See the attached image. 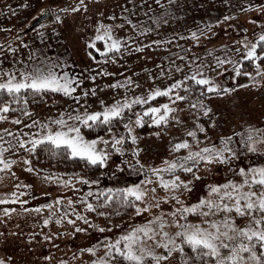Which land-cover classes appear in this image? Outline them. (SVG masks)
Returning a JSON list of instances; mask_svg holds the SVG:
<instances>
[{
    "label": "rangeland",
    "instance_id": "rangeland-1",
    "mask_svg": "<svg viewBox=\"0 0 264 264\" xmlns=\"http://www.w3.org/2000/svg\"><path fill=\"white\" fill-rule=\"evenodd\" d=\"M249 5L252 7L249 8ZM41 9L46 11L42 13ZM45 15L48 17L37 24ZM56 15L61 17L60 21H56ZM153 16L159 17L158 24L151 19ZM129 20L143 24L151 31L141 34L140 29L127 22ZM99 23L112 25L115 35L124 38L121 42L127 50L122 48L114 58L111 55L102 58L89 44L96 35ZM260 31H264V0H159V3L156 0H0V52L3 53L0 55V68L19 70L25 67V63L31 68L37 62H50L56 65L58 74L67 71L70 76L83 80L77 86L75 95L85 90L96 91L95 96L81 97L79 101L67 96L60 101L54 100L41 109L32 110L30 117L19 112L13 116L22 120L20 125L14 124L11 119L0 121V130L6 128L13 132V136L21 130L35 133V128L28 129L24 125L37 118H55L61 111L71 112L78 105L81 109H99L101 99L111 103L125 94L131 97L143 94L152 87H165L173 80L181 79L193 65H202V74L211 76L222 86L220 93H205L201 97L204 105L211 109L208 115H203L199 108H190L188 100L175 101V105L183 110L175 115L184 123L178 124L173 120L167 127L150 123L142 127L134 125L137 143L133 145L130 140L126 141L124 147L127 151L123 155L109 149L111 155L108 162L96 177L80 174L79 170L72 174L61 168L43 171L33 163V153L25 150L28 145L21 150L10 148L4 154L5 159H15L16 163L10 170L0 169V201H4L0 203V260L5 264H91L92 260L104 256L105 249L98 247L95 255L84 249L115 239L122 231L160 215L161 210L168 216L175 201L152 200L153 195H167L155 183V177H152L153 184L142 185L148 193L144 201L159 203L160 207H152L139 215H133L134 209L130 206L115 202L104 205L100 193L108 188L140 184L149 166L154 167L164 159L185 155L186 150L183 149L172 152L170 144L177 139L191 140L185 136V129L194 127L196 121L204 126L205 132H198L201 143L199 146L193 144V147H203L209 143L220 147L221 137H231L229 146L237 152V156L224 163H200L192 172L178 170L177 175L190 182L187 190H179L185 204L198 203L207 196L209 185L240 180V168L264 164V151H260L264 149V143H258V151L252 153L241 143L240 135H247L248 126L264 129V74L257 75L255 64L251 62L252 65L248 67L244 62L249 60L242 59L246 55L244 43L251 46V43L257 42ZM191 32H197L199 43L191 37ZM128 37H131L132 43ZM156 41L162 43L157 44ZM96 43L97 47L103 46V41ZM6 44L15 51L8 52L4 47ZM217 60L227 62L217 66ZM256 63L264 65L259 60ZM236 64L241 66L239 75L233 70ZM177 65L182 66L181 72L175 71ZM101 69L107 74L102 73ZM161 71L170 72V75L161 76ZM245 72L252 73L251 77L244 75ZM93 75L95 80L89 78ZM125 78H131L139 87L126 84ZM116 82L125 84V87H110ZM156 100L166 102V98L157 97ZM131 114L127 112V115ZM143 127L148 130H141ZM115 131L124 134L123 124L117 126ZM103 135L110 134L106 132ZM0 138L15 144V140L3 131H0ZM136 148L140 149L138 158L145 165L143 171L139 170L137 158L132 155ZM224 155L230 156L229 153ZM21 157L30 160L32 171L28 170L29 165ZM125 160L127 163H124ZM129 164L134 167L130 168ZM76 175L98 183L76 181ZM50 176L52 179L48 178ZM70 177L76 184L75 188L58 182V178L67 181ZM153 187L156 188L155 194L151 191ZM89 191L92 195L88 196V202L94 205L95 211L86 210L83 205ZM13 192L17 194L15 201L11 198ZM68 198L78 201L72 207L83 214L88 223L68 211ZM57 200L59 203L55 202ZM48 204H52L51 209L44 207L37 211L41 205ZM6 209L14 211L6 212ZM101 212L107 215H100ZM51 213L54 215L49 223L44 224ZM65 213L67 218L56 223V219ZM188 218L194 223L202 219L198 214H189ZM69 219L74 223H69ZM168 219L171 221L170 216ZM237 222L243 223L239 219ZM77 227L85 231H77ZM166 230L175 231V225L170 223ZM45 236L51 239H45ZM145 243L148 247H155L154 241L146 240ZM155 251L163 250L155 248ZM186 251L191 252L187 248Z\"/></svg>",
    "mask_w": 264,
    "mask_h": 264
},
{
    "label": "snow or ice",
    "instance_id": "snow-or-ice-1",
    "mask_svg": "<svg viewBox=\"0 0 264 264\" xmlns=\"http://www.w3.org/2000/svg\"><path fill=\"white\" fill-rule=\"evenodd\" d=\"M156 2L159 3V0ZM251 7L249 5V8ZM68 10L61 9L60 11ZM45 11V9H41L42 13ZM55 19L60 21L61 17L56 15ZM151 19L153 22L159 23V17L153 16ZM127 22L134 28L140 29L141 34L151 31V28L145 27L143 24H135L131 20ZM116 27H123V25ZM190 35L199 43L197 32H191ZM122 39L124 38L115 35L112 25L99 23L96 26V35L89 41V44L100 53L102 58L109 55L114 58L122 48L127 50L126 45L121 42ZM127 39L132 43L131 37ZM97 41H103V46L97 47ZM155 43L162 42L156 41ZM4 47L8 52L15 51L12 46L7 44ZM244 47L246 55L242 59L255 64L257 75L264 74V65L256 63L264 57V31L258 33L257 42L251 43V46L244 43ZM0 55L3 53L0 52ZM225 62L227 61L217 60L216 63L217 66H220ZM189 63L191 64V61ZM55 68L56 65L50 62H37L31 68L25 63V67L19 70L0 68V101H2L0 103V121L11 119L14 124H22L19 117L8 115L12 111H18L23 116L30 117L33 113L28 107L29 95L42 96L47 92L63 93L64 96L71 97L74 101H79L81 97L96 95L95 89H92L91 92L85 90L80 95H75L77 86L83 83V80L70 76L67 71L58 74ZM233 70L237 75L241 74L239 64H236ZM175 71L181 72L182 66H175ZM101 72L107 74L104 69H101ZM202 73V65H193L181 79H175L165 87H152L143 94H134L131 97L125 94L119 99H114L111 103H105L101 99L99 101L101 108L99 109H81L78 105L71 112L61 111L58 117H49L46 120L37 118V120L24 125L28 129L35 128V133L21 130L16 136H13L12 131L6 128L2 129L0 131L12 137L15 144L0 138V169L10 170L16 163L15 159H5L4 154L10 148L17 147V150H21L25 149V145H28L25 150L30 153H36L38 147H43L53 156L64 154L70 158L84 160L91 165L103 166L111 155L109 149L123 155L127 151L124 147L126 141L130 140L133 145L137 143L138 136L134 132V125L142 127L145 123H150L157 127L161 125L167 127L173 120L178 124L184 123L178 115H175L178 111H183L175 105V101L188 100L190 108H199L203 115H208L211 109L204 105L201 97L205 93H220L222 86L211 76ZM243 74L249 77L252 75L249 72ZM160 75H170V72L161 71ZM89 78L96 79L94 75ZM125 83L139 87L131 78H125ZM110 87H125V84L116 82ZM5 96L7 99H4ZM157 97L166 98V102L157 101ZM85 103H87L86 99ZM13 104L16 105V108H13ZM127 112L132 114L127 115ZM121 124H123L124 134L115 131L116 127ZM84 128L104 129L110 135L97 134L94 138H89L85 135ZM246 131V136L243 133L240 134L242 136L241 143L246 145L249 152L255 153L258 151L257 144L264 143V129L248 126ZM198 132L204 133L205 128L199 121H196L194 127L185 129V136L190 137L191 140L177 139L176 142L170 144L172 152H179L183 149L186 150V154L164 159L154 167L149 166L147 174L140 184L123 188H108L100 193V196L104 198V205L115 202L119 205L130 206L134 209L133 215H139L152 207H160L159 203L153 204L144 201V197L148 193L142 185L153 184L152 177H155V183L163 188L167 195L163 197L153 195L152 200H174L175 205L168 216H165L164 211L161 210L160 215H154L151 220H146L142 224H136L122 231L115 239H108L102 244L84 249L93 255L98 247L102 246L105 249L104 256L92 260L91 264H162V262L164 264H264V164L240 168L238 170L240 180L238 181L228 180L224 184L209 185L207 196L200 199L198 203L189 205L181 200L179 190L181 188L187 190L190 187V182L182 180L177 175L178 170L192 172L193 168H198L200 163L209 165L214 162L224 163L231 157L237 156V152L229 146L231 137H221L220 147L211 143L205 144L203 147H193V144L199 146L201 143ZM156 135L159 136L160 133L157 132ZM25 136L28 139H24ZM260 151H264V149ZM139 152L140 149L136 148L132 155L137 158L136 165H139V170L143 171L145 165L138 158ZM224 153H229L230 156H226ZM21 159L29 165L28 170L32 171L30 160L27 157H21ZM124 163H127V160ZM128 166L134 167L131 164ZM48 178L52 179L51 176ZM74 180L86 184L98 183V181H92L79 175H76ZM58 182L65 186L70 184L73 188L76 187L71 177L67 181L58 178ZM151 191L155 194L156 188L153 187ZM16 195L15 192L11 193L13 201L16 200ZM91 195L92 193L89 191L83 199V205L86 210L95 211L94 205L88 202V196ZM97 200H99V196ZM2 202L4 201H0V203ZM55 202L59 203V200ZM77 202L68 198L66 205L68 211L72 212L77 219L88 223V219L72 207ZM139 202H143V204ZM44 207L51 209L52 204L41 205L37 211ZM5 211L11 212L14 209ZM25 211L28 210L25 209ZM189 214H198L202 219L194 223L189 220ZM52 215L54 213L44 220V224L49 223ZM100 215H107V213L101 212ZM169 216L171 221L168 219ZM62 218H67V213L63 217H58L56 223L59 224ZM238 219L243 223H238ZM68 222L74 223L71 219ZM170 223L175 225L173 232L166 230ZM77 231L83 232L85 229L77 227ZM100 231L103 232L104 229L101 228ZM45 239H51V237L45 236ZM146 240L154 241L155 247H148L145 243ZM155 248H161L163 251L157 252ZM186 248L190 249L191 255L186 251ZM0 264H5V262L0 260Z\"/></svg>",
    "mask_w": 264,
    "mask_h": 264
},
{
    "label": "trees",
    "instance_id": "trees-1",
    "mask_svg": "<svg viewBox=\"0 0 264 264\" xmlns=\"http://www.w3.org/2000/svg\"><path fill=\"white\" fill-rule=\"evenodd\" d=\"M259 51V49H258ZM260 63L264 62V57L259 60ZM244 65L250 67L252 65L251 61L244 62ZM247 70V69H246ZM62 93H53L47 92L44 95H29L28 96V107L31 110H38L43 108L46 104L51 103L54 100L65 99ZM7 99V96L4 97ZM161 100V99H159ZM2 102V101H1ZM16 105L13 104V108ZM22 106V105H21ZM18 111H12L9 115H17ZM141 130H148L147 127H143ZM84 133L88 137H95V135H103L106 133L104 129H83ZM33 163L41 168L43 171L49 172L50 170L61 168L66 170L68 174H72V172H76L79 170L80 174H86L90 177L99 176L103 170L102 166L91 165L84 160L79 158H70L64 154L53 156L50 152L46 151L43 147H38L36 153H33ZM121 214V213H120ZM191 255V252H190Z\"/></svg>",
    "mask_w": 264,
    "mask_h": 264
},
{
    "label": "water",
    "instance_id": "water-1",
    "mask_svg": "<svg viewBox=\"0 0 264 264\" xmlns=\"http://www.w3.org/2000/svg\"><path fill=\"white\" fill-rule=\"evenodd\" d=\"M46 17H48V15H45L43 16L42 18H40L38 21H37V24L40 23L43 19H45Z\"/></svg>",
    "mask_w": 264,
    "mask_h": 264
}]
</instances>
